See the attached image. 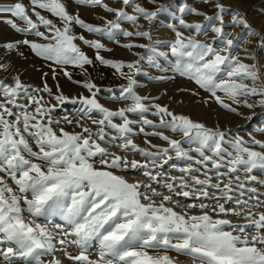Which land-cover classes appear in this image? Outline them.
Listing matches in <instances>:
<instances>
[{
	"label": "rangeland",
	"instance_id": "374dc122",
	"mask_svg": "<svg viewBox=\"0 0 264 264\" xmlns=\"http://www.w3.org/2000/svg\"><path fill=\"white\" fill-rule=\"evenodd\" d=\"M0 24L51 76L93 61L67 100L0 44V264H264V0H0Z\"/></svg>",
	"mask_w": 264,
	"mask_h": 264
},
{
	"label": "bare ground",
	"instance_id": "6f19581e",
	"mask_svg": "<svg viewBox=\"0 0 264 264\" xmlns=\"http://www.w3.org/2000/svg\"><path fill=\"white\" fill-rule=\"evenodd\" d=\"M18 31H21V29L17 28ZM17 30H10L8 28H5L4 26L2 27L0 24V35L2 36L0 38V44H2L4 46V48H7L9 46H14L17 50H20V52L18 53V55L16 56V61L18 60H23L22 65H18L19 68L18 70H20V73H22V79H24V82L20 81L19 84H24V83H28V84H34L35 86L39 87L42 85V83L45 84V86L47 87L46 91L51 92L50 90H57L60 91L59 95H61L64 99L67 100H71V99H75L80 97L79 95L81 94L82 90L80 89V87H78L75 83H80L81 79L79 77V73H82L83 69H89L91 70V72L93 73V61H88L85 60L87 62L86 66H80L77 67V63L72 65L71 64V59L72 57L68 60V63H70L68 66L69 67H54L53 70H55L54 73L57 72V70H59V72L61 71V73L57 74L56 77L53 75H49V70H51L50 68V63L46 61V59H35L33 60V57L35 56V54L37 55H42L44 54V49L45 46L38 43V42H34L31 39H24L19 32H16ZM24 41V43H23ZM25 45H27V47H29V49H27V47H25ZM3 52L0 51V56L2 55ZM45 55V54H44ZM58 57H54L53 59L56 60ZM65 58V57H64ZM58 59L59 62L61 63H65V60ZM14 61L11 60V62H8L7 64H13ZM10 65V66H11ZM96 67V66H94ZM98 68H95V71H97ZM53 73V74H54ZM68 78L72 79V81H69ZM93 78V76H92ZM56 82V83H55ZM55 84H57V86L59 87V89L55 88ZM91 85V84H90ZM80 180L81 179L80 177Z\"/></svg>",
	"mask_w": 264,
	"mask_h": 264
}]
</instances>
